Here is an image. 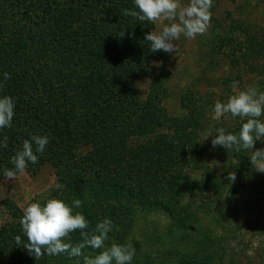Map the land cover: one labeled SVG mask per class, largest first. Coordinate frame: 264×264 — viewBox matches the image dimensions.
<instances>
[{
    "label": "trees",
    "instance_id": "1",
    "mask_svg": "<svg viewBox=\"0 0 264 264\" xmlns=\"http://www.w3.org/2000/svg\"><path fill=\"white\" fill-rule=\"evenodd\" d=\"M124 9L135 10L132 0H0V77H11L0 95L15 100L12 127L0 130V141L7 138L0 182L23 142L47 135L45 152L25 170L43 163L54 168L63 188L47 199H80L77 211L96 225L121 199L140 198L163 208L192 243L194 217L183 200L197 182L187 173L208 171L217 156L225 175H242L240 167L261 160H253V151L264 149V141L239 152L210 151L203 139L207 102L192 90L180 98L184 113L168 115L167 54L150 52L148 21L124 16ZM252 50L263 53L264 44ZM244 122L220 128L238 134ZM258 180L264 188V176ZM3 205L16 223L0 225V264H65L64 255L35 259L22 248L23 212L8 200ZM71 236L73 243L81 240L77 232Z\"/></svg>",
    "mask_w": 264,
    "mask_h": 264
},
{
    "label": "rangeland",
    "instance_id": "2",
    "mask_svg": "<svg viewBox=\"0 0 264 264\" xmlns=\"http://www.w3.org/2000/svg\"><path fill=\"white\" fill-rule=\"evenodd\" d=\"M211 13L204 35L195 39L181 36L176 53L166 55L168 96L164 107L168 115L180 116L184 113L182 94L189 90L199 93L207 102L205 130L215 137L222 125L241 122L230 114L213 120L215 102L226 103L230 95L247 88L264 91V50L259 54L252 50L264 44V0H213ZM148 23L158 32L167 21ZM160 67L155 64L157 71ZM233 81L239 82L235 89ZM138 88L144 97L147 81L141 80ZM211 140L205 141L213 152ZM211 158L214 163L208 171L187 173L197 182L183 200L194 217L189 234L194 242L184 237L177 224H170L163 208L131 198L121 199L109 213L115 227L105 244L130 242L136 250L133 264H264V188L258 180L264 176V159L240 167L242 175L231 171L235 180L230 181L222 161L217 156ZM246 168H251L249 173ZM56 185L55 170L48 163L19 174L14 181H1L0 225L16 223L4 200L23 212L30 203L47 199ZM94 227L89 223L87 231ZM85 253L96 254L91 249ZM64 260L65 264H78L76 259Z\"/></svg>",
    "mask_w": 264,
    "mask_h": 264
},
{
    "label": "clouds",
    "instance_id": "3",
    "mask_svg": "<svg viewBox=\"0 0 264 264\" xmlns=\"http://www.w3.org/2000/svg\"><path fill=\"white\" fill-rule=\"evenodd\" d=\"M134 9H124V16L134 17L140 22L167 21L162 30L147 32L144 40L150 46V52L159 51L175 54L176 42L183 36L195 39L204 35L211 21L213 0H132ZM10 74L4 72L0 77V88L9 80ZM239 82L233 81L237 88ZM225 114L233 118L246 120L242 123L238 134L226 133L223 128L216 129L215 137L211 131H205L204 139L212 137L213 148L220 146L228 151L254 149L257 141H264V91L247 88L237 94L230 95L227 102L217 101L212 108V119L219 120ZM15 116V100L8 95H0V130L12 127ZM6 137L0 141V148H7ZM49 143L47 135H32L23 142L21 150L11 158L12 168L2 170L3 177L14 181L19 174L25 172L29 164L38 163ZM264 159V149L253 151V160ZM264 171V170H261ZM230 181L235 175L229 174ZM57 189L63 185H57ZM83 202L73 199L71 203L57 198H49L44 202L30 203L23 211L20 225L27 242L22 248L38 259L42 256L56 257L64 255L76 259L78 264H133L136 250L128 242L124 244H105L109 234L114 230L113 221L105 217L89 232V221L81 211ZM78 232L82 239L73 243L71 234ZM20 245L21 238L16 237ZM85 249L96 252L95 255L85 253ZM98 250V251H97Z\"/></svg>",
    "mask_w": 264,
    "mask_h": 264
}]
</instances>
